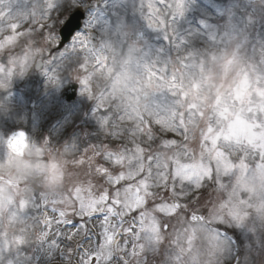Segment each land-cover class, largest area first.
Returning <instances> with one entry per match:
<instances>
[{
  "label": "snow or ice",
  "instance_id": "6c2138e0",
  "mask_svg": "<svg viewBox=\"0 0 264 264\" xmlns=\"http://www.w3.org/2000/svg\"><path fill=\"white\" fill-rule=\"evenodd\" d=\"M255 15L264 22V0H148L147 3L145 0H41L40 3L0 0V49L14 43L18 35H29L37 26L47 30L46 35L42 33L43 40L55 44L60 40L57 25L67 28L74 19L82 17L68 37L72 53L77 51V44L87 53L80 68L89 69L90 57L100 65V70L119 68L117 79L121 87L107 96L93 95L89 75L75 77L83 86L81 94L99 101L96 112L119 96L120 103L111 106L115 113H122L117 117L119 121L133 122V127L128 129L133 138L145 134L151 141L153 134L148 125L154 121L162 130L181 135L187 141L196 108L185 103L187 92L179 77L194 67L193 54L199 56L223 50L231 62L243 65V79L264 80V31L255 36L249 31ZM24 24L29 25L27 32L18 33ZM97 26L108 36L99 48L89 46L91 33L88 30ZM8 32L11 34L5 35ZM149 32L156 33L155 37H150ZM161 38L168 42L167 49L151 42ZM197 42L202 46L196 47ZM42 52L43 49H38L35 54L29 53L23 61L10 58L9 64L19 63V74L23 75L28 62H34L36 55L42 57ZM172 53H175L174 60ZM48 63L42 60L38 66L44 69ZM158 63L163 67L157 68ZM169 65L172 71L164 75ZM157 71L161 73L159 77ZM45 72L51 84L60 83L59 70L51 75V69ZM0 73H3L0 88L7 87L13 69L0 65ZM157 79L159 83L155 82ZM226 116L223 109L219 110L201 130L199 157L191 153L187 144L180 145L175 139L166 140L164 144L179 150L171 156L148 155V163H145L146 149L135 139L132 140L134 149L124 146L115 153L108 151L106 145H91L90 166L93 158L103 151L116 165L127 168L115 176L108 168H96L107 176L110 185L129 182L114 187L111 193L104 189L96 194L89 182L87 185L73 183L69 195L59 199L40 194L43 204L36 203L34 196L15 202L0 199V207L8 204L11 221L24 222L20 209L29 202L37 209L51 205V210L59 213L56 219L43 215L44 227L35 241L27 236L24 228L17 235L0 226V264H150L145 254L160 252L170 227L174 238L164 247L166 258L161 264H222L224 260L233 264H264V130L258 136L255 133L238 136L231 124L235 117L225 119ZM109 118H98L106 133ZM118 134L119 130L110 133ZM26 142L25 133L20 132L7 143L13 151L20 152ZM237 152L240 155L234 160ZM182 158L190 162H183ZM170 162L174 164L173 171H169ZM83 163V159L75 161V164ZM214 172L216 182L222 177H231L234 184L220 183L221 189L228 190L227 199L213 205L208 217L191 212L189 226L182 229V234L169 220L158 218L156 213H164L181 221L182 214L191 211L188 204L179 202L186 194L185 182L199 188L205 179L213 180ZM164 192L170 193L167 199ZM57 204L72 207L73 215L80 219L73 223L67 209H58ZM94 217L102 242L93 245L89 241L88 247L80 242L70 243L81 233L95 235L90 224ZM214 223L238 229L239 235L232 236L210 227ZM53 224L57 225L54 232ZM59 225L69 226V230L64 232ZM257 232L258 244L253 241V234ZM50 234L52 239H49ZM121 236L123 243L118 239ZM245 239L253 241V245L246 247L242 258L240 249Z\"/></svg>",
  "mask_w": 264,
  "mask_h": 264
},
{
  "label": "rangeland",
  "instance_id": "374dc122",
  "mask_svg": "<svg viewBox=\"0 0 264 264\" xmlns=\"http://www.w3.org/2000/svg\"><path fill=\"white\" fill-rule=\"evenodd\" d=\"M28 2L40 3L41 0H28ZM90 2H93V0H90ZM147 2L148 0H145V3ZM157 7L162 6L157 4ZM24 26L26 28H22ZM22 27L21 30H17L18 33H26L29 25L24 24ZM61 27L57 25L58 34ZM88 31L91 33L89 46L95 45L96 48H99L102 42L108 39V36L102 34L99 30V26ZM249 31L252 36L264 31V22L261 21L259 15L253 17V24L250 26ZM42 33L46 35L47 30L39 29L37 26L36 30L29 35H18L14 43L0 49V65L13 69V75L7 82L11 83L12 79L14 81L12 87H9L7 83L8 87L0 89V161L5 160L8 156L9 150L5 147V137L13 129H23L29 133V140L47 144L48 151L44 159L56 158L59 160L60 167L57 168L56 164H53L52 169L57 173V183L62 182V188L60 191L50 194L42 188H38L35 185L34 187L37 188L35 192L42 191V194L48 196L49 199H59L61 196H68L73 188V183L87 185L91 182L96 194L101 193L104 189H108L111 193L114 187H121L129 183L128 181H121L120 185H110L107 176L96 171V168L100 166L108 168L113 176L118 175L121 171H127L126 167L116 165L112 160H109L103 151H101L100 155H96L93 158V163L90 166L88 164V157L92 156L91 145H97L98 147L106 145L108 151L115 153L123 150L124 146H127L129 149H134L135 144H133L132 140L135 139L136 143L146 149L145 163H148V155L161 154L162 156H171L174 151L179 150L176 147H166L164 144L166 140L175 139L180 145L187 144L191 153L199 157L201 130L207 126L210 120L216 117V113L221 109L228 114L225 119H228L229 116L235 117L231 121V124L234 133L238 136H247L252 133L258 136L264 130V80L257 81L254 77L243 79V65L240 62H231L230 57L226 56L223 50H214L199 56L193 54L192 63L194 67L179 77L182 79L187 92L185 103L194 105L196 108V115L189 124L190 139L185 141L181 135L164 131L154 121H150L148 125L153 134L151 141L147 139L145 134H137L133 138L131 132L128 131V129L133 127V122L129 120L119 121L117 117L122 113L118 114L114 112L113 107L119 103H114L113 101L117 98L119 99V96L113 98L109 103H105L96 112L99 101L90 98L86 94L82 95L83 86L75 79L78 75L81 77L89 75L93 95L97 97L101 95L107 96L109 92L115 90V86L118 89V84L121 83L117 79L119 68L113 67L110 70H100V65H96L91 57L89 58V69L86 71L80 68V65L84 63V57L87 53L79 44L76 46L77 51L74 55L66 59L68 63L57 68L61 62L58 58H63L64 53L66 54V49L67 51H71L69 43L61 50H58L59 41L55 44H49L43 40ZM92 33L96 36V44L93 43ZM6 34H11V32ZM148 35L154 38L156 33L149 32ZM151 42L165 49L169 46L168 42L162 38L158 41L153 39ZM195 46L201 47L202 45L197 42ZM38 49H43L42 57L41 55H36L34 62H28L23 75L19 74L21 71L19 63L16 65L9 64L10 58L23 61L27 54H35ZM172 57L174 60L175 53H172ZM39 60L49 61V63L46 68L34 71L33 67ZM53 67L54 69H52ZM160 67H163V65L158 63L157 68ZM49 69H51V72L59 70L61 79L58 85L49 82L48 75L45 72L49 71ZM171 71L172 67L169 65L164 75H170ZM51 72H49L50 75L52 74ZM160 75L161 73L157 71V77ZM2 79L3 73H0V80ZM35 81H39L40 83L33 85ZM70 81L78 82L81 87L77 99L71 103L63 100L61 96L63 89L67 87ZM155 82L159 83L160 81L157 79ZM48 87H51L53 90L55 89V94L59 98V102L56 97L55 100L59 106L53 108L51 111L45 112L41 108L43 101H41V98ZM26 92L42 93L39 104H37V101H31V103L33 102L32 105L35 104L33 111L30 105L31 103L24 100L23 94ZM3 107L6 111L3 110ZM16 110H18V114ZM105 116L110 117L105 126L107 133L101 127L98 119ZM118 130L119 134L117 136L110 135V133ZM85 149H89V151L85 152ZM239 155V152L235 153L233 159L235 160V156ZM81 159L84 160L83 164H75L76 160ZM182 161L190 162L187 158H182ZM135 163L136 161H133V165ZM173 170L174 164L170 162L169 171ZM31 183L33 184L32 181L27 179L0 175V199H8L15 202L24 198H30L29 187ZM220 183H224L225 185L234 184V178L222 177L219 182H216L214 172L213 180L205 179L199 188H196L189 182H185L184 192L186 194L179 198V202L188 204L191 211L183 213V219L181 221H177L173 217H168L164 213H156V215L161 221L169 220L170 224L175 226L176 231L182 234V229L189 226L191 212L194 211L198 215L208 217L213 205H218L227 199L228 190L221 189L219 186ZM178 190H180L179 187ZM163 195L167 199L170 193L164 192ZM36 203L42 204L43 202L41 198H37ZM149 206H152V202H150ZM56 207L58 209L66 208L69 218L73 220V223H76L80 219L73 215L72 207L65 204H57ZM75 207L78 208V202L75 203ZM46 208L51 212L50 218H59L58 211L54 213L51 210V205L46 206ZM9 212L10 208L8 204L0 207V226L14 231L17 235L20 234V229L24 228L26 229L27 236L35 241L37 234L44 227L42 223L44 206L37 209L29 202L27 207L20 209V218L24 221L23 223L11 221ZM132 215H136V213H132ZM127 219H130V217H126ZM90 224L91 232L95 234L94 236H85L81 233L74 236L70 243L75 244L80 242L84 247H88L89 241L93 245L102 242V237L99 235L100 229L97 226L98 221L95 217ZM56 227L57 225L53 224L52 232L55 231ZM58 227L64 232L69 230V226L66 225H59ZM210 227L217 228L221 232H226L229 235H239L238 229L225 224L214 223ZM52 238L50 234L49 239ZM173 238V231L170 227L165 234L164 244L161 246L160 252L155 255L152 253L145 254L150 264L153 261L155 264H161L162 259L166 258L164 247L168 246L169 241ZM258 240L259 232L253 234V241L258 244ZM253 241L245 239L244 244L241 245L240 255L242 258L245 255L246 247L252 246ZM123 242L124 238L122 236L121 243ZM183 242L186 246V241ZM199 243V240L196 241L197 245ZM130 247L131 241H129ZM171 250V247H169L168 251L171 252ZM25 251L29 250L25 249ZM254 254L257 257L259 256L258 253ZM223 264H233V262L224 260Z\"/></svg>",
  "mask_w": 264,
  "mask_h": 264
},
{
  "label": "clouds",
  "instance_id": "9594fccd",
  "mask_svg": "<svg viewBox=\"0 0 264 264\" xmlns=\"http://www.w3.org/2000/svg\"><path fill=\"white\" fill-rule=\"evenodd\" d=\"M8 149L7 158L0 161V175L30 180L36 187L50 194L61 190L62 182L57 183V173L52 169L53 164H56L57 168L60 167L59 160L44 159L48 151L47 144L27 139L22 152H15L9 146Z\"/></svg>",
  "mask_w": 264,
  "mask_h": 264
},
{
  "label": "bare ground",
  "instance_id": "6f19581e",
  "mask_svg": "<svg viewBox=\"0 0 264 264\" xmlns=\"http://www.w3.org/2000/svg\"><path fill=\"white\" fill-rule=\"evenodd\" d=\"M68 63V61L65 59V60H63L60 64H59V66H58V68L60 67V66H63V65H66ZM8 84H9V87H12L13 86V82H11V83H9V82H7ZM38 83H40L39 81L38 82H33V85H36V84H38ZM121 87V83L120 84H118V89ZM115 90H117V87L115 86V88H114ZM112 92V91H111ZM24 95V100L26 101V102H31V101H37L38 103L37 104H39V102H41L42 100V103H41V108H42V110L43 111H45V112H48V111H51L53 108H55V107H57V106H59V104L57 103V101L55 100V96H49V97H47V98H45V96L47 95V93H46V91H44V94L42 95V93H39V92H32V93H29V92H26V93H24L23 94ZM42 95V98H41V101H39V99H40V96ZM114 103H120V100L117 98L116 100H114L113 101ZM33 103V102H32ZM40 106V105H39ZM34 107H35V104H33V106H32V109L34 110ZM38 108V107H37ZM3 110H5V108L3 107ZM32 110V111H33ZM6 111V110H5ZM16 112H17V114H18V110H16ZM32 189H29V195H30V197H31V195H32V191H31Z\"/></svg>",
  "mask_w": 264,
  "mask_h": 264
}]
</instances>
